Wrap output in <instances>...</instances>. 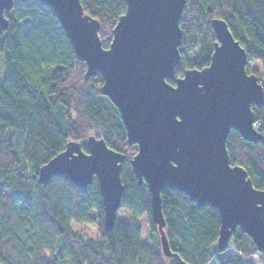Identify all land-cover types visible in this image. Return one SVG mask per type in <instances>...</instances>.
I'll return each mask as SVG.
<instances>
[{
  "label": "trees",
  "instance_id": "obj_1",
  "mask_svg": "<svg viewBox=\"0 0 264 264\" xmlns=\"http://www.w3.org/2000/svg\"><path fill=\"white\" fill-rule=\"evenodd\" d=\"M14 1L5 13L9 27L0 35V263L168 264L152 221L150 192L146 183L139 184L129 162L136 145L128 143L118 108L101 94L102 76L85 80L86 65L77 59L51 8L39 0ZM81 3L100 22L102 45L109 48L126 0ZM213 18L227 22L246 49L249 63L264 66V0H188L180 21L182 59L174 78L167 80L171 85L187 69L202 70L210 64L216 41ZM253 110L255 120H264V105ZM91 135L127 156L120 208L131 212L132 218L128 223L117 221L112 231L104 227L96 178L84 189L60 177L47 184L38 181L40 168L68 142H79L88 152ZM227 148L231 164L244 167L255 188L264 191V142L247 141L233 130ZM161 196L167 238L183 261L253 264V256L260 254L264 264V255L239 227L230 243L236 257L218 251L217 208L198 207L186 194L169 188ZM141 216L149 226L146 243ZM73 223H95L100 241L78 237Z\"/></svg>",
  "mask_w": 264,
  "mask_h": 264
},
{
  "label": "water",
  "instance_id": "obj_2",
  "mask_svg": "<svg viewBox=\"0 0 264 264\" xmlns=\"http://www.w3.org/2000/svg\"><path fill=\"white\" fill-rule=\"evenodd\" d=\"M187 1L126 0L111 44L104 48L100 22L85 12L81 0H39L53 10L77 59L85 63V80L102 76L101 94L118 108L128 143L137 146L129 162L139 184L146 183L150 192L164 256L189 264L171 249L165 232L161 192L166 188L186 194L198 207L218 209V251H226L239 227L264 255V191L255 188L244 167L231 164L227 148L233 130L247 141L264 142L253 126V107L264 105V86L247 71L246 49L220 18L210 21L216 38L210 64L187 69L175 86L167 81L181 63L180 21ZM14 3L0 0V35L9 27L5 13ZM86 147L88 152L79 142H68L40 168L38 181L47 184L60 177L84 189L96 178L104 227L112 231L127 156L95 135L88 137Z\"/></svg>",
  "mask_w": 264,
  "mask_h": 264
},
{
  "label": "rangeland",
  "instance_id": "obj_3",
  "mask_svg": "<svg viewBox=\"0 0 264 264\" xmlns=\"http://www.w3.org/2000/svg\"><path fill=\"white\" fill-rule=\"evenodd\" d=\"M193 56L194 55L192 54L191 57H193ZM247 69L250 72V74L257 75L260 83L262 85L264 84V66H263V64H261L260 62H251V63H248ZM262 128H263L262 129V131H263L262 135L264 136V126ZM136 148H137V146H136ZM136 152H137V149L135 150V153ZM131 218H132L131 212L126 211L122 208H120L118 210V214H117V221L118 222H127L128 223V222H131ZM139 222L142 225V239L146 243V242H148L147 239L149 236L148 222L144 216H141L139 218ZM72 231L74 234H76L78 237H80L84 240L90 239V240H94V241L98 242L101 239L100 235L98 233V228H97L95 223H92V224H76V223H73L72 224ZM231 241H230V243H231ZM224 252H226L227 257H229V258L234 259V257H236V254L234 253L231 245H229V247ZM175 261H176V259L173 257H166V263H168V264H174ZM261 261H262V256L260 254H255L253 256V264H261ZM211 264H215V263L212 262Z\"/></svg>",
  "mask_w": 264,
  "mask_h": 264
},
{
  "label": "built area",
  "instance_id": "obj_4",
  "mask_svg": "<svg viewBox=\"0 0 264 264\" xmlns=\"http://www.w3.org/2000/svg\"><path fill=\"white\" fill-rule=\"evenodd\" d=\"M254 128L262 133V127L264 126V120H255L253 123ZM263 134V133H262Z\"/></svg>",
  "mask_w": 264,
  "mask_h": 264
},
{
  "label": "flooded vegetation",
  "instance_id": "obj_5",
  "mask_svg": "<svg viewBox=\"0 0 264 264\" xmlns=\"http://www.w3.org/2000/svg\"><path fill=\"white\" fill-rule=\"evenodd\" d=\"M173 258H175V257H173Z\"/></svg>",
  "mask_w": 264,
  "mask_h": 264
}]
</instances>
